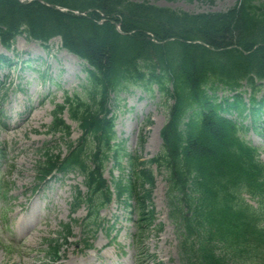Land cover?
I'll list each match as a JSON object with an SVG mask.
<instances>
[{"label":"trees","instance_id":"1","mask_svg":"<svg viewBox=\"0 0 264 264\" xmlns=\"http://www.w3.org/2000/svg\"><path fill=\"white\" fill-rule=\"evenodd\" d=\"M21 36L44 47L59 38L87 66L90 86L92 104L75 96L56 107L48 134L71 138L67 112L82 136L64 156L52 148L41 155V181L78 172L90 215L97 220L114 195L134 201L143 232L157 220L155 166L183 264H264V163L247 140L264 125V3L237 0L226 12L190 14L148 1L0 0L1 45L9 50ZM8 62L0 55V65ZM131 87L157 90L171 104L162 149L148 162L116 143L110 96ZM111 161L118 171L123 161L130 166L112 187L104 178Z\"/></svg>","mask_w":264,"mask_h":264},{"label":"rangeland","instance_id":"2","mask_svg":"<svg viewBox=\"0 0 264 264\" xmlns=\"http://www.w3.org/2000/svg\"><path fill=\"white\" fill-rule=\"evenodd\" d=\"M131 1H148L153 6L190 14L226 12L237 2ZM0 54L10 59L9 65L0 67V264H64L73 260L84 263L86 258L94 259L97 251L100 255L93 260L94 264H182L180 238L168 218L165 177L154 166L149 168L155 174L153 203L158 221L150 233L141 232L136 222L138 210L131 211L126 204L116 201L101 212L98 229L92 226L88 231L86 209L82 207L73 214L75 193L79 189L86 193L83 178L78 174L57 176L35 193L41 154L48 148L65 154L70 141L81 137L79 125L70 120L67 112L63 118L71 126L70 140L59 135L52 137L48 129L55 107L67 97L78 96L92 104L87 99L90 89L87 66L62 49L59 39L44 48L21 36L9 51L0 44ZM263 95L264 89L258 98ZM109 104L116 116L117 143L142 162L157 156L163 145L157 131L166 124L171 104H166L158 91L151 95L134 87L110 96ZM31 109H35L34 119L25 121ZM259 127L257 132L251 130L247 139L261 150L264 162V125ZM87 147H91L90 141ZM122 165L121 174L110 162L104 178L111 183L112 178L129 175V165L126 162ZM18 212L22 214L17 215ZM66 225L72 226L74 239L63 244L54 262L48 243L59 242ZM112 225L114 229L110 230ZM86 237L92 238L90 251L84 250Z\"/></svg>","mask_w":264,"mask_h":264},{"label":"bare ground","instance_id":"3","mask_svg":"<svg viewBox=\"0 0 264 264\" xmlns=\"http://www.w3.org/2000/svg\"><path fill=\"white\" fill-rule=\"evenodd\" d=\"M70 56H72V55H70ZM73 57V56H72ZM73 58H75V57H73ZM76 59V58H75ZM77 60V59H76ZM35 111V109H31L30 110V113H29V115L27 116V118H26V120L25 121H29V120H31V119H34V117H33V115H32V113ZM159 135H160V132H159V130L157 131V137H159ZM24 145V144H23ZM32 198L30 197L27 201H29V200H31ZM21 215L22 213L21 212H18L17 213V215ZM97 253V255L94 257V259L95 258H99V252L97 251L96 252ZM99 254V255H98ZM105 258H109L108 256H104ZM94 259H89V258H86L85 260V262L84 263H80L79 261H76V260H73V261H68V262H66V263H64V264H94V263H92L93 262V260Z\"/></svg>","mask_w":264,"mask_h":264},{"label":"water","instance_id":"4","mask_svg":"<svg viewBox=\"0 0 264 264\" xmlns=\"http://www.w3.org/2000/svg\"><path fill=\"white\" fill-rule=\"evenodd\" d=\"M43 3V2H42ZM44 4V3H43Z\"/></svg>","mask_w":264,"mask_h":264}]
</instances>
